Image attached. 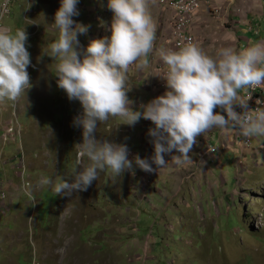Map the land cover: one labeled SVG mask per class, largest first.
<instances>
[{"label": "rangeland", "instance_id": "1", "mask_svg": "<svg viewBox=\"0 0 264 264\" xmlns=\"http://www.w3.org/2000/svg\"><path fill=\"white\" fill-rule=\"evenodd\" d=\"M17 1H12L11 12ZM97 4H91L86 11L95 20L103 21L101 12L107 3ZM213 4H209L210 8ZM168 9L162 0L151 2L154 19L161 21L157 22V49L171 45L167 38L172 37L173 19L167 15ZM5 21L1 26H12L13 30L24 26V22ZM105 24L99 25L102 33L108 28ZM38 25L41 27L36 34L32 29L27 32L36 35L29 36L26 44L31 61V48L45 36L46 26L57 33L51 22ZM238 27L241 26L233 22H206L194 35L196 43L214 55L221 47L239 51L264 41V18L261 24L256 23L260 35L256 31L245 35L248 43L241 42L243 34ZM87 35L88 41L94 39ZM37 52L41 56L42 48ZM150 58L151 53L144 67L149 74ZM44 61L49 62V72L50 66L54 69L53 59ZM162 63L158 55L157 78L150 81L146 75L143 87L139 80L144 75L135 65L130 66L128 75L134 77L129 78L127 95L133 109L163 94L159 90ZM44 67L31 63L27 70L32 71L31 77L37 69L42 76ZM14 105L12 102L13 110ZM73 118L60 123L51 114L44 124L43 117L32 119L28 113L20 118L32 136L23 132L22 142L7 144L12 151L6 149V158H0V183L4 187L18 178L20 184L17 162L11 160L23 149L26 174L31 176V196L13 186L18 200L0 208V264H264V135L251 136L250 148L241 149L231 127L212 128L197 137L187 162L176 164L171 158L177 154L174 150L164 156V166L153 164L152 172L134 165L133 172L125 171L113 181L104 171L86 190L70 197L56 196L39 181L47 176L55 182L73 168L78 158L77 144L82 142V128L73 125ZM151 127L153 122L144 118L134 126L122 124L118 117L110 118L98 124L95 136L125 143L129 159L137 154L145 158L153 154L148 136ZM1 142L0 135L3 154ZM87 162L84 157L82 163Z\"/></svg>", "mask_w": 264, "mask_h": 264}, {"label": "clouds", "instance_id": "2", "mask_svg": "<svg viewBox=\"0 0 264 264\" xmlns=\"http://www.w3.org/2000/svg\"><path fill=\"white\" fill-rule=\"evenodd\" d=\"M151 2L107 0L112 12L107 28L110 34L90 39L82 46L78 37L86 35L90 25L73 19L80 14L79 0H60L51 23L57 35L42 48L41 58L46 55L55 61L57 86L70 101L78 100L82 106V114L73 118V125L82 128V142L77 144L78 158L67 175L59 176L55 182L47 176L39 181L56 196L70 197L86 190L104 171L113 181L125 171L133 172L134 165L152 172L153 164L164 166V154L174 150L177 154L171 158L176 164L187 162L197 137L212 128L235 127L244 137L264 135V111L253 112L248 106V90L264 85V42L239 51L221 47L214 55L192 41L178 49L161 46L158 55L167 68L160 77L166 90L136 109L131 107L127 95L131 88L130 66H147L156 40ZM27 42L24 27H0V103L15 102L32 87ZM234 105L241 111L237 112ZM117 117L129 126L141 118L153 122L154 127L148 129L153 145L150 157L137 154L129 159L125 143L96 138L98 124ZM84 157L87 164L82 163ZM24 190L31 194L30 185L26 184Z\"/></svg>", "mask_w": 264, "mask_h": 264}, {"label": "crops", "instance_id": "3", "mask_svg": "<svg viewBox=\"0 0 264 264\" xmlns=\"http://www.w3.org/2000/svg\"><path fill=\"white\" fill-rule=\"evenodd\" d=\"M36 2L34 8L32 9V12H30V20L27 21L24 17L25 9L28 5V0H18L14 4L13 11L8 15L6 18H4L3 22H24V28L26 32H29L31 29L33 30L38 23L44 22L43 16L46 18L47 22H53L54 19V13L59 7V1L56 0H34ZM98 1L107 3V0H79V3L77 5L79 9V15L76 17H73V19L77 22H81L84 24H89L90 28L88 31V34L93 35L94 38H100L107 34V30L102 33V29H99V25L103 23V26H105V22L108 23L107 26L110 25V17H112V12L104 7L103 12H101V20H95L90 13V11H86L88 8H91V4H97ZM214 3L212 5V8H210L209 4ZM98 5V4H97ZM87 8V9H86ZM218 12H212L213 9H218ZM211 9V10H210ZM175 11L171 8L167 10V15L173 19ZM217 16H215V15ZM197 15V16H196ZM192 21L191 26V32L194 35L198 34L199 28L206 24V22H233L236 24H239L241 27H238L241 34L240 40L242 43H248L246 40V36L253 35L255 31L257 32L256 35H260V27H257L256 29V23L259 25V23H262V20L264 18V0L262 2H254L253 0H205L203 3V6L201 10L196 14ZM38 22V23H37ZM155 22L157 25V22H161L160 19L157 17L155 18ZM250 23V26L248 27V24ZM11 26V25H9ZM4 27V26H3ZM158 27V25H157ZM243 27H247L248 30L243 29ZM47 28L46 34L44 33V37H42V40L34 42V46L31 48V52L33 54L32 57V63L38 64V67L45 66L44 70L42 71L40 76V71L37 69L35 71L34 75L31 77L32 71L28 70L32 87L27 90L25 94H23L16 102L15 109L17 108V112L19 113L18 123L24 128V133L27 136L28 134L32 136L31 131L27 130V125L25 123V120L23 122L20 121V118L22 116H25L26 113H28L29 117H32V119L35 118H42L41 122L47 123L48 121H45L44 119H49L51 117V114H55L56 117L60 120V123L64 122V120L69 117L73 118L75 117V112L77 108L79 107V101L78 100H72L70 101L66 93L60 89L57 86L56 80L57 77L54 76V69L50 66V72L48 70L49 62L44 61L45 60H51V57L48 56H38V51H40L41 48L46 47V45L50 42H52L55 38L57 33H54V31H51ZM99 29V35L96 36L95 31ZM9 29L13 30V27H9ZM29 34V33H27ZM49 35V36H48ZM89 35V36H91ZM43 36V35H42ZM51 37V40L49 41L47 38ZM33 39V38H32ZM78 39L81 42L82 46H86L88 43V35H81L78 37ZM157 34H156V40L154 42V50L151 53L150 58V74L146 71V68H137V71L141 73L143 76V79H140L139 81L142 84L145 82L146 78L144 77L147 75L150 79V81L155 80L157 78V56H158V41H157ZM41 42H43L44 46H41ZM168 45L171 42V38H167ZM264 42V41H263ZM171 46V45H169ZM168 46V47H169ZM30 66V65H29ZM137 72V74H138ZM40 76V77H39ZM138 74V78H139ZM134 76L131 74L129 78H133ZM60 92V93H59ZM12 102L11 101H5L3 103H0V132H2L3 129L12 126L13 124L17 123L16 118H14L12 109ZM45 111L47 112V116H44ZM60 111V112H58ZM59 123V124H60ZM55 124V125H59ZM118 123H116L117 125ZM54 126H52L53 128ZM36 131V130H35ZM41 132H44V134L48 133V131L41 129ZM1 135V133H0ZM2 153L0 157H5L4 154L5 151H12V148H10L8 145L5 146L2 144ZM15 146L14 148H16ZM7 149V150H6ZM1 152V151H0ZM11 154V153H10ZM6 158V157H5ZM14 157H12L13 160ZM7 160V159H6ZM11 160V161H12ZM1 175V174H0ZM18 178L14 181L8 182L6 186V190L8 194H10L9 201L7 202V205H13L14 202H16L17 196L16 193L12 189L13 186H19Z\"/></svg>", "mask_w": 264, "mask_h": 264}, {"label": "built area", "instance_id": "4", "mask_svg": "<svg viewBox=\"0 0 264 264\" xmlns=\"http://www.w3.org/2000/svg\"><path fill=\"white\" fill-rule=\"evenodd\" d=\"M12 1L13 0H0V27H3V25L1 26V23L3 22L4 18H6L11 13ZM204 1L205 0H162V2L165 3L166 7H169L175 11L173 17V23H172V31H171V36H172L170 42L171 48L178 49L179 47H182L184 44H186L189 41L195 43L197 42L196 37L191 32V26L195 15L201 10ZM254 1L262 2L263 0H254ZM35 4L36 2L34 0H28V5L24 12V17L27 21L30 20V12H32V9L34 8ZM40 27L39 25H36V27L33 29L34 34L38 32ZM29 36L33 37L36 35L29 33L28 37ZM166 68L167 66L163 62L161 66V76L166 72ZM159 90L163 91V93L166 90V84L162 77L160 78V82H159ZM248 92L251 94V99L248 101V106L250 110L253 112L257 110L264 111V85L255 86L252 89H249ZM244 94H248V93H244ZM235 110L237 112L241 111L238 105L236 106ZM80 114H82V106L79 102V107L75 112V117ZM13 115L14 118H16L17 120V123L15 124V128L12 125L2 130L1 141L5 145L10 144L12 142H19V140L22 142L23 139L22 126L18 123L19 113L17 112V108L14 109ZM231 131L235 134L236 140L240 145L241 149L250 148L252 143L250 137L242 136L239 130L235 127H231ZM212 152H214V150H212ZM17 155L18 157H14L12 161L17 162L16 170L19 172V177H20V184L18 187H20V189L24 193H26L24 190L25 185L27 184L32 186V182L29 176L26 174L28 168H27V164L25 163L23 149L19 150ZM165 155L166 154H164V156ZM0 158H4V157H0ZM5 185L6 184H4L3 187V184L0 183V208L6 206L9 197V194L5 189L6 188Z\"/></svg>", "mask_w": 264, "mask_h": 264}]
</instances>
